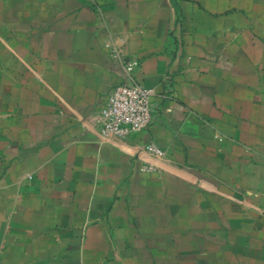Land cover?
<instances>
[{"label": "crops", "instance_id": "1", "mask_svg": "<svg viewBox=\"0 0 264 264\" xmlns=\"http://www.w3.org/2000/svg\"><path fill=\"white\" fill-rule=\"evenodd\" d=\"M0 264H264V0H0Z\"/></svg>", "mask_w": 264, "mask_h": 264}, {"label": "built area", "instance_id": "2", "mask_svg": "<svg viewBox=\"0 0 264 264\" xmlns=\"http://www.w3.org/2000/svg\"><path fill=\"white\" fill-rule=\"evenodd\" d=\"M136 63L128 61L126 68L132 71ZM154 94L141 84H120L107 98L106 107L101 113L102 130L107 135L127 139L132 134L147 129L153 117L151 98ZM148 149L162 155V150L155 144Z\"/></svg>", "mask_w": 264, "mask_h": 264}]
</instances>
